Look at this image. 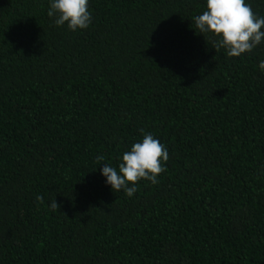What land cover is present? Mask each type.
<instances>
[{
  "label": "trees",
  "instance_id": "1",
  "mask_svg": "<svg viewBox=\"0 0 264 264\" xmlns=\"http://www.w3.org/2000/svg\"><path fill=\"white\" fill-rule=\"evenodd\" d=\"M49 6L0 0V264H264V42L216 51L206 0H88L75 32ZM146 133L166 171L113 192Z\"/></svg>",
  "mask_w": 264,
  "mask_h": 264
},
{
  "label": "clouds",
  "instance_id": "2",
  "mask_svg": "<svg viewBox=\"0 0 264 264\" xmlns=\"http://www.w3.org/2000/svg\"><path fill=\"white\" fill-rule=\"evenodd\" d=\"M54 18L56 26L67 24L70 31L87 29L91 23L88 0H50L47 11ZM195 29L207 35L213 41V48H223L228 57H239L253 51L264 42V17H258L245 0H206V10L194 17ZM259 70L264 72V60L259 62ZM143 132V129L140 130ZM169 159L166 147L151 134H144L140 142L131 145L130 150L122 154L118 170L104 163L101 175L113 192L124 190L128 197L136 191L140 180L158 183L157 177L166 171L164 163ZM103 156H97L100 164ZM131 185V186H129ZM43 203V196H37ZM49 207L59 210L60 205L53 199Z\"/></svg>",
  "mask_w": 264,
  "mask_h": 264
}]
</instances>
